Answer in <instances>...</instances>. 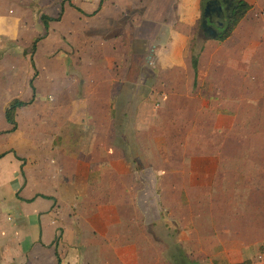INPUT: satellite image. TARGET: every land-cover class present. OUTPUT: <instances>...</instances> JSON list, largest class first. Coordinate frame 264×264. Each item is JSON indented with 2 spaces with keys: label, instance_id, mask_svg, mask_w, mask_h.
I'll return each mask as SVG.
<instances>
[{
  "label": "crops",
  "instance_id": "obj_1",
  "mask_svg": "<svg viewBox=\"0 0 264 264\" xmlns=\"http://www.w3.org/2000/svg\"><path fill=\"white\" fill-rule=\"evenodd\" d=\"M244 1L246 16L226 40L207 36L194 69L203 15L230 0H207V12L202 0H0V264H264V186L214 180L241 154L233 107L264 106V0ZM255 89L259 101L249 100ZM14 100L30 105L13 129ZM48 100L45 117L32 114L21 130L29 108ZM38 118L48 126L35 128ZM139 132L147 141L137 146ZM152 170L175 179L154 181L156 217L165 232L169 220L179 227L172 259L121 254L136 249L135 237L121 244L122 203L137 210L136 181ZM201 208L209 240L185 238L197 235Z\"/></svg>",
  "mask_w": 264,
  "mask_h": 264
},
{
  "label": "rangeland",
  "instance_id": "obj_2",
  "mask_svg": "<svg viewBox=\"0 0 264 264\" xmlns=\"http://www.w3.org/2000/svg\"><path fill=\"white\" fill-rule=\"evenodd\" d=\"M127 19H123L120 21V23H125ZM118 26V25H117ZM116 27V26H115ZM116 29H118L116 27ZM199 33H197V47L199 50V47L201 46V43L206 40L207 36L204 35L202 32H200V29L198 30ZM44 77V76H43ZM150 79V77H149ZM151 80V79H150ZM252 84H250L251 86ZM251 92H256L259 94V91L250 90L249 91V100H254V96L251 95ZM254 101H259V97H257ZM49 100L45 101L44 104H42L40 107H34L29 108L27 111V114L22 116L20 120V129L21 130H28L32 126L28 121V117H31L32 114L36 115V117L40 116L45 117V115L48 112L49 108ZM30 105V104H29ZM238 119V132L240 137V150L241 154H238L237 157L232 160L231 162H227L225 165L226 170L225 174L222 177H218L215 181H248L247 185L249 187V190L252 188V190L255 187L264 186V106L263 105H242V106H235L233 107ZM148 112V111H147ZM240 122V124H239ZM47 121L41 122L39 118L37 119V122L35 124V128H40L41 126L47 127L48 125ZM241 133V134H240ZM147 141L142 136V133L139 132V135L137 136V146L141 145L142 142ZM219 141V140H218ZM235 143V142H233ZM232 144V143H231ZM137 159L135 160L136 166L143 165V156L137 155ZM51 172V171H50ZM161 176L157 175L154 170H152V173H148V178L146 181L140 182V180L137 179V188L135 189V193H140L138 195L139 197V206L136 204V211L134 210L133 206H131V202L129 203H122L124 205L123 210L126 212V218L121 219L123 224L120 227V240L122 246L124 243L132 244V240L135 237L136 240V249L135 250H121V254L128 253L130 256L135 257H163V258H174L176 256V250L172 251V253H169V251L173 248L172 244L176 241V235H177V229L179 230V227L175 225V222L173 220H169L168 224L166 223V226L169 227L167 232H165V225H163L162 217L157 216L154 212L158 210V207L155 206L157 199H158V188L159 185L154 186V181H160L162 178ZM161 181H175L174 178H165V180ZM91 182V189L94 190L95 188H98V192L100 194H103V192L109 193L110 190H112V186L110 182L104 181V183L101 185L96 186L95 184H92ZM131 182V181H130ZM42 184L44 188H54L55 187V181H42ZM251 186V188H250ZM79 188V187H78ZM97 191V190H96ZM116 194L120 195L121 199H126L127 194L125 191L121 190L120 187L116 186ZM69 194L71 196L69 188L65 191V194H63L61 199V206L60 208L64 210L65 213L69 212L70 203H69ZM144 195H146V198H144ZM137 197V195H136ZM262 198V195L260 196ZM255 202L256 199L253 198V201H249V205H251V208L249 207V210L255 208ZM113 204V203H111ZM130 205V206H128ZM145 205L147 207H145ZM208 205V204H207ZM261 206L262 202L261 199L259 200V212H261ZM154 207L156 209H154ZM59 208V207H57ZM121 209V208H120ZM209 209H202L197 210V214L199 213L200 216L197 217L194 222V227L198 230L197 235H186L185 238L191 239L195 238L194 240H209L210 237H208V233H201L202 231H209V226L207 225L208 222V211ZM146 211L147 215H144V212ZM213 211H210L212 213ZM159 214V213H158ZM162 218V219H161ZM65 219H63L64 221ZM146 220H151V224L145 226L144 223ZM188 221L190 222L189 218ZM213 221V220H212ZM7 223H9L7 221ZM58 229L62 230L61 223H58ZM126 225V226H125ZM185 228H192L191 222L188 224V226H184ZM211 227V226H210ZM60 234V233H59ZM125 235L130 236L129 242H125ZM3 236V235H1ZM61 239L63 238L62 235H59ZM3 241H7L9 244V241L6 240V236H3ZM213 237V236H211ZM213 239V238H212ZM63 240V239H62ZM152 241L153 245H160L164 244V242L167 244V249H159L158 246H155L152 249H143V242H150ZM264 247V241L262 245L260 246V249L262 250ZM186 253V251H184ZM263 252V250H262ZM1 253V252H0ZM59 253L61 259L64 258V250L59 248Z\"/></svg>",
  "mask_w": 264,
  "mask_h": 264
},
{
  "label": "trees",
  "instance_id": "obj_3",
  "mask_svg": "<svg viewBox=\"0 0 264 264\" xmlns=\"http://www.w3.org/2000/svg\"><path fill=\"white\" fill-rule=\"evenodd\" d=\"M201 4H202L203 11H204V9L206 8L207 0H202ZM249 9H250V6L244 0H230L229 17L226 21L225 29L218 35L217 40L224 41L227 38H229L233 30L237 27L238 23L246 16ZM42 20L45 23V25H47L48 22L51 21V19L45 16H42ZM199 29H200V24H199ZM36 42H34L32 46V51L35 48ZM197 45H198L197 40L195 38L193 39L192 48H191V51H192L191 60H192V66L194 69H196L197 67V61H198V56H199ZM31 63H32V60H31ZM31 85H32V82H31ZM28 104L29 103H23L18 100H14L8 105L5 117H6L7 122L13 125V129L16 126V123H15L16 111L19 108L27 106ZM57 260H58V264H60V260L58 256H57ZM247 264H250V263H247Z\"/></svg>",
  "mask_w": 264,
  "mask_h": 264
},
{
  "label": "flooded vegetation",
  "instance_id": "obj_4",
  "mask_svg": "<svg viewBox=\"0 0 264 264\" xmlns=\"http://www.w3.org/2000/svg\"><path fill=\"white\" fill-rule=\"evenodd\" d=\"M229 12H230L229 2H225V5H223V9L221 11L217 10L216 7L212 6L206 15L210 28H208L205 31L200 29V31L204 35L208 36L210 32H216L217 29L219 34L224 29V24L227 18L229 17Z\"/></svg>",
  "mask_w": 264,
  "mask_h": 264
},
{
  "label": "water",
  "instance_id": "obj_5",
  "mask_svg": "<svg viewBox=\"0 0 264 264\" xmlns=\"http://www.w3.org/2000/svg\"><path fill=\"white\" fill-rule=\"evenodd\" d=\"M208 8H209V5L207 6L205 12H207ZM217 9L219 11H221V7H217ZM200 26H201V29L204 30V31L207 30L208 28H210V26L208 24V21L205 18V15H203V17H202L201 25ZM208 37L211 38V39H216L218 37V30L216 29V32H210L208 34Z\"/></svg>",
  "mask_w": 264,
  "mask_h": 264
}]
</instances>
